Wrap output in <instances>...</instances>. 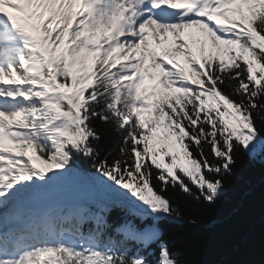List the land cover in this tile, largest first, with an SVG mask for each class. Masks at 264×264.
<instances>
[{"label":"snow or ice","instance_id":"snow-or-ice-1","mask_svg":"<svg viewBox=\"0 0 264 264\" xmlns=\"http://www.w3.org/2000/svg\"><path fill=\"white\" fill-rule=\"evenodd\" d=\"M256 118L264 0H0V264H181L160 239V221L180 215L163 193L195 186L215 203L234 152L264 145ZM97 119L122 137L120 158H101ZM81 155L152 223L123 222L105 240L107 208L78 210L95 223L87 234L18 212ZM157 241L154 261L128 246Z\"/></svg>","mask_w":264,"mask_h":264},{"label":"trees","instance_id":"trees-1","mask_svg":"<svg viewBox=\"0 0 264 264\" xmlns=\"http://www.w3.org/2000/svg\"><path fill=\"white\" fill-rule=\"evenodd\" d=\"M233 88L234 84L224 90L231 92ZM253 114L256 115L255 112ZM255 124L264 139V121L256 118ZM93 127L101 135V140L94 142L101 158L107 153H110V162L120 158L122 137L115 133L113 126L97 119L93 121ZM233 155L232 174L224 177L223 194L215 203L205 201L195 186H192L191 194L171 186L163 193L180 215H166L160 221V239L171 250L180 253L181 264H264V145L258 146L256 154L251 156L243 149H237ZM209 159L213 157L209 156ZM96 175L93 162L81 155L73 163V174L63 180L98 187L108 199L88 192L77 200L78 205L86 206L91 213H97L100 208L110 209L104 213L108 223L104 230L105 240L108 236H116V228L123 222L131 221L140 228L152 223L150 220L141 223L137 218L140 213L126 203L121 204L114 194L104 190L95 180ZM152 184L159 191L160 185L155 179ZM69 213H72V218L65 221ZM60 219L67 228L80 227L86 234L95 228L91 216L87 222H81L78 209L73 207ZM158 245L159 241L146 249L131 243L128 246L154 261Z\"/></svg>","mask_w":264,"mask_h":264},{"label":"rangeland","instance_id":"rangeland-1","mask_svg":"<svg viewBox=\"0 0 264 264\" xmlns=\"http://www.w3.org/2000/svg\"><path fill=\"white\" fill-rule=\"evenodd\" d=\"M70 195H72V193H70ZM27 197H28V199L31 198L30 200H35V201L38 200V199H41V198H40L41 196H31V194L28 195ZM24 198H25V197L21 198V200H23ZM24 201H25V200H24ZM81 208H82V207H81Z\"/></svg>","mask_w":264,"mask_h":264}]
</instances>
